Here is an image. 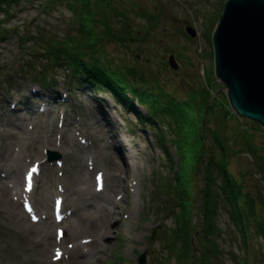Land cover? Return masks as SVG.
Instances as JSON below:
<instances>
[{
	"label": "rangeland",
	"instance_id": "rangeland-1",
	"mask_svg": "<svg viewBox=\"0 0 264 264\" xmlns=\"http://www.w3.org/2000/svg\"><path fill=\"white\" fill-rule=\"evenodd\" d=\"M10 1L2 5L3 12L0 13V167L3 160L7 164L21 156L25 167H38L40 161L44 168L36 182L30 181L35 188L28 190L26 200H12L0 185V264H70L65 257L59 256L64 249L82 240L89 242L85 251L96 249L92 244L94 228H83L87 221L83 212L67 215L56 225L60 231L52 226L49 245H45L47 240L42 238V222L46 215L53 220L52 196L55 194H64L66 213L74 210L76 195L70 192L76 186L72 176L74 170H79L80 177L89 173V184L93 189L98 169L107 157L102 145L126 170L122 174L126 190L120 195L124 193L128 198L120 210V223L116 224L114 236L102 241L106 250L98 262L91 260L86 264H138L142 254H145L146 264H179L176 260L179 253L173 251L170 255V250L175 247L180 252L187 243L194 248L193 257H196L198 240L195 236L187 238L188 233L180 234L183 231L172 212V209L176 211L177 202L172 199L176 195L179 197L176 190L183 185L179 183L180 175L177 182L175 176L178 168L184 167L193 205L192 224L199 227L203 170L195 164L197 160L194 161L193 154L187 152L180 163L179 153L170 142L181 140V145L190 149L191 138L200 125L198 108L203 110L207 102L212 105L207 125L224 135L234 149L241 151L239 155L228 156L230 172L235 175L240 170L252 173L250 184L259 178L253 158L242 145V133L248 135L254 146L264 149V129L259 124L248 119L237 120L236 116L228 117L227 96L214 73L213 31L227 0H123V6L112 0L113 5L129 10L134 42L100 40L94 49L96 58L108 59L122 68L132 67L134 73L142 74L144 79L158 80L165 92L175 99L187 100L190 119L187 123L193 128L180 124L181 137L177 132L175 136L171 134L170 127L176 123L167 124L162 134H156L153 125L141 123L130 109L117 105L109 93L92 90L87 85L78 88L76 79L69 84L70 74L56 65L55 55H46L47 49L60 47L67 34H78L68 25L71 18L68 0H52L47 9L43 8L46 0ZM148 16L152 18L149 20ZM111 24L118 27L116 21ZM187 27L195 32L194 37L185 31ZM98 30L101 32L102 29ZM42 36L55 41L43 44ZM31 45L46 56L35 59L29 51ZM170 56L174 57L177 69L168 64ZM39 71L52 81L51 86L44 88L45 85H40L42 82H36ZM188 99L193 102L190 104ZM134 107L140 116L147 117L143 107L138 104ZM182 138H187L186 142ZM159 140H165L167 153ZM60 142L65 144L64 149L57 148ZM214 144L209 134H206L205 144L199 143L201 148L205 145L208 150L215 149ZM66 149L71 152L67 153ZM51 153L59 156L58 161L50 160ZM91 157L96 165L92 173L86 167ZM5 171L0 168V180L4 183L7 182ZM167 184L172 193L166 194L162 190ZM16 187L17 190L25 189L20 183L11 192H15ZM25 204L30 207L29 218ZM37 217L39 221L36 222ZM212 220L219 248L214 264L243 261L245 248L241 233L222 204ZM75 224L80 225L77 231H74ZM247 236L253 264H264L262 238L253 229ZM96 250L100 252L99 248ZM192 262L191 259L183 264Z\"/></svg>",
	"mask_w": 264,
	"mask_h": 264
},
{
	"label": "trees",
	"instance_id": "trees-1",
	"mask_svg": "<svg viewBox=\"0 0 264 264\" xmlns=\"http://www.w3.org/2000/svg\"><path fill=\"white\" fill-rule=\"evenodd\" d=\"M111 1L68 0V7L71 10V18L68 25L70 29L78 34H67L62 45L53 50L47 49L46 55H55V60H57L56 65L61 70L66 69V71L71 73L73 81L75 82L74 79L77 80L75 86L78 88L87 85L91 89L103 90L109 93L117 105L130 109L141 123L153 125V130L156 134H162L161 131L164 128L166 129L165 126L167 124L172 125L176 123L175 126L170 127L171 134L175 136L177 132L179 137L183 136L181 134L182 131L179 130L180 124L188 128L186 124L190 120L187 115V100L184 102L175 99V96H171L165 92L163 87L159 85L158 80L153 77H149V80L144 79L142 74H135L132 67L122 68L115 66L114 62L108 59H104L103 61L95 57L94 49L100 40L107 42H134L128 18L129 10L125 8L124 11L119 5H113ZM5 2L7 3L8 0H0V13L3 12L4 7L2 5ZM51 2L52 0H46V5L44 4L46 9L50 7ZM117 2L123 6V0H116ZM151 18L148 16L149 20ZM113 21L119 24H117V28H114V25L111 24ZM98 29H102L101 32ZM54 41V39L47 36H42L43 44L53 43ZM29 51L35 59L44 55L40 53L42 51H38L33 45L29 46ZM85 59L87 61H84ZM41 74L38 77L42 80L41 84L46 87L50 84L49 80ZM188 101H190V104L193 102L190 99ZM226 103L229 106L230 112L228 117H235L227 100ZM135 104L143 107L147 112V117L140 116L138 109L134 107ZM211 109L212 105L207 104V102L204 104L203 110L200 111V108H198L199 115L201 116L199 120L200 125L197 132L191 138L193 145L190 146V149L183 147L181 140L173 139L170 142V145L175 147L176 152L179 153L180 163L183 159L182 155L185 152L193 154L194 161L197 160L195 164L200 165L203 170L204 180V185L201 189L202 218L199 227L196 228L192 224L191 214L193 205L190 199V189H188L189 177L186 175L187 172L184 167L177 170L175 182L178 181V175H180L181 180L179 183L183 186L176 190L179 197L176 195V198L172 199L177 202L175 203L176 211L172 209V212L177 218L179 226L182 229L181 231H183L180 234L188 233L186 235L187 238L189 237L190 239L191 236H195L198 240V254L196 257H193L194 248H192L190 243H185L186 245L180 248V252H177L178 250L174 247L172 251L170 250V255H172L173 251L179 253L176 256L179 264H183L185 261L191 259L193 260V264H214L215 260L217 261L218 259L219 248L214 238L216 226L212 218L218 206L222 204L229 218L234 223L236 230L241 233V240L245 248L244 260H235L236 264H253L252 252H249L251 246L247 236L248 231L253 229L259 234L264 243V149L261 150L254 146L248 135L242 133V145L244 150L253 158L254 169L259 178L254 179L253 183L250 184L249 176L252 177V173L247 174L244 170H240L235 175L230 172L228 169V156L239 155L241 151L234 149L224 135H221L216 130H211L207 125L208 111ZM235 118L238 120L237 117ZM254 124L258 125L257 123ZM188 125L191 126V123ZM164 133L167 135L166 131ZM206 134H209L213 138L215 149L208 150L205 148V145L202 148L200 147L199 143L205 144ZM162 138L164 139L165 136L163 135ZM182 139L186 142L187 138ZM195 141H197L196 145H194ZM164 142L165 140L158 141L159 145L167 153L168 150L164 147ZM192 147L195 148L192 150ZM162 187V190L166 194L167 192L172 193V188L168 184ZM166 197L171 198L168 195ZM171 243V241L168 242L170 246L172 245Z\"/></svg>",
	"mask_w": 264,
	"mask_h": 264
},
{
	"label": "water",
	"instance_id": "water-1",
	"mask_svg": "<svg viewBox=\"0 0 264 264\" xmlns=\"http://www.w3.org/2000/svg\"><path fill=\"white\" fill-rule=\"evenodd\" d=\"M185 31L195 36L189 27ZM213 48L214 73L231 110L264 129V0H227L213 31ZM168 64L177 69L173 56ZM138 264H146L145 254Z\"/></svg>",
	"mask_w": 264,
	"mask_h": 264
},
{
	"label": "bare ground",
	"instance_id": "bare-ground-1",
	"mask_svg": "<svg viewBox=\"0 0 264 264\" xmlns=\"http://www.w3.org/2000/svg\"><path fill=\"white\" fill-rule=\"evenodd\" d=\"M64 145L65 144L60 142L57 148L62 149ZM102 150L107 153V157L100 166V169H98L100 175L95 177L97 186L94 184L93 189L91 190L89 173L85 172L83 177H80L79 170L76 169L72 175L74 176V183H76V186L70 190L71 193H75L76 195L75 200L73 201L75 208L71 212V215H77L79 212H83L84 216L87 218L86 225L83 228H94L93 235L95 240L92 241V244H95L96 249L99 248L100 252H97L96 249L91 251L88 249L85 251L84 249L87 247L85 245H89V242L82 240L81 243H75V245L72 244L68 247L69 249H64L62 251L60 256L65 257L68 262L70 261V264H86L91 260L95 262L99 261L101 253L106 250V246L103 245L102 241L114 236L115 231L117 230L116 224L118 222L120 223V210L124 206V201L126 202V199L128 198V195L126 196L124 193L123 195H120L122 191L126 190L123 185L125 179L122 177V174H125L126 170L120 167L119 162L116 159L113 160V154L109 152L104 145H102ZM66 152L70 153L71 150L66 149ZM92 160L93 157L89 159L86 166L91 173L96 170V165ZM37 164L39 166L38 169L34 166H30V169H28L27 166H24L23 158L21 156L15 157L11 163L9 162L6 164L5 160L2 161L0 168L6 170L5 173L7 175L4 177L7 179V182L4 183L0 180V185L3 191H7L10 194L12 200H22L26 198L27 192L25 189L22 188L17 190L18 188L16 187L15 192H11V190L14 189V186L20 183H22L23 187H28V179H35L37 181V175L41 172V168H44L43 162L38 161ZM115 172H117V174L112 175ZM114 191H116V193ZM63 195H53L52 202H54L55 205L57 203H62L64 210L67 200ZM45 199H47V197ZM28 210V207H26V211ZM26 213L29 218V213ZM56 225L57 224H55L48 215L45 216V222H42V229L44 231L42 238L47 240L44 243L45 245L51 243L52 237L50 230L52 226ZM79 226L80 225L75 224L74 231H77Z\"/></svg>",
	"mask_w": 264,
	"mask_h": 264
}]
</instances>
